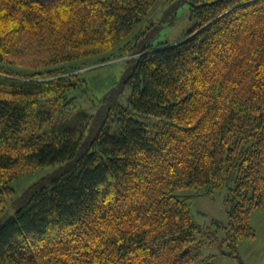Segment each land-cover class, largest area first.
<instances>
[{
	"label": "trees",
	"instance_id": "1",
	"mask_svg": "<svg viewBox=\"0 0 264 264\" xmlns=\"http://www.w3.org/2000/svg\"><path fill=\"white\" fill-rule=\"evenodd\" d=\"M184 5L195 27L152 44ZM118 59L117 89L73 122L80 71ZM224 186L236 258L264 210V0H0V264H212L175 192Z\"/></svg>",
	"mask_w": 264,
	"mask_h": 264
},
{
	"label": "rangeland",
	"instance_id": "2",
	"mask_svg": "<svg viewBox=\"0 0 264 264\" xmlns=\"http://www.w3.org/2000/svg\"><path fill=\"white\" fill-rule=\"evenodd\" d=\"M197 24L195 18H191L187 5L181 6L177 12V19L172 26L163 25V27L154 35L152 44H161L165 42H174L178 40L185 32L190 31ZM126 54L123 58H127ZM121 59L81 70L86 85L83 90L75 93V110L72 118L73 122H83L86 117L93 116L103 103L102 99L110 89H117L123 66ZM129 90L123 89L117 101L125 103ZM113 111V110H112ZM114 112V111H113ZM140 122L148 121L147 118L136 116ZM52 171L51 167L39 169L36 172L27 174L20 179L14 180L11 186L15 190L13 197L21 195L26 188L33 182L39 180L42 176ZM229 189L227 186L207 194L205 189L200 191L184 190L175 192L179 198L190 197L188 199L193 221L203 229L210 230L215 235L218 245H206L202 251V256L212 255V264H264V210L255 209L250 215V226L254 231L253 239H241L237 246V257L222 255L226 247H222L224 231L217 225L225 224L227 221L226 198ZM12 204L8 202L5 205L6 212H11Z\"/></svg>",
	"mask_w": 264,
	"mask_h": 264
}]
</instances>
